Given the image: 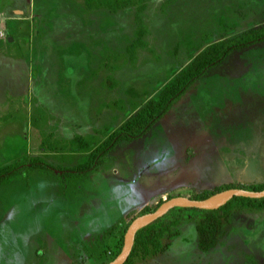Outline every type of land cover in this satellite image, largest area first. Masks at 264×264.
I'll list each match as a JSON object with an SVG mask.
<instances>
[{"label":"rangeland","instance_id":"obj_1","mask_svg":"<svg viewBox=\"0 0 264 264\" xmlns=\"http://www.w3.org/2000/svg\"><path fill=\"white\" fill-rule=\"evenodd\" d=\"M117 9L0 0V170L37 157L50 168L0 186V264H103L125 224L164 194L264 182V42L233 52L93 171L67 173L88 161L77 136L99 146L199 49L264 28V0ZM225 230L202 253L186 224L165 253L135 264H264V212L238 211Z\"/></svg>","mask_w":264,"mask_h":264},{"label":"trees","instance_id":"obj_2","mask_svg":"<svg viewBox=\"0 0 264 264\" xmlns=\"http://www.w3.org/2000/svg\"><path fill=\"white\" fill-rule=\"evenodd\" d=\"M88 11L106 9L111 13L118 12V9H125L136 2H147L148 0H83ZM264 42V28L244 31L231 39L217 40L199 49L192 56L190 63L178 71L173 81L154 99L149 100L136 114L130 117L121 127L112 132L106 141L99 146L90 149L80 137V147L88 148V161L80 164L67 173H74L77 176L88 174L97 168L106 154L113 150L122 140H135L142 137L162 117L168 113L173 104L179 100L196 82L204 78L214 67L225 62L234 51L246 49L258 43ZM48 168L39 157L18 160L15 164L6 165L0 170V186L9 182L16 172L29 168L33 172L37 169ZM44 168V169H45ZM21 169V170H20ZM50 169V168H48ZM240 188L249 191H263L264 182L251 185L229 184L216 188L212 192L202 191L192 197L195 200H205L225 190ZM173 196H169L171 199ZM233 201L235 204H232ZM165 202L161 200L158 204L146 208L139 215L134 217L123 227L118 234L116 242L107 245L103 251V264L112 262L122 251L124 237L131 222L138 216L154 212ZM238 211L251 213L264 212L263 199H249L236 197L218 210H199L190 208H174L166 216L141 229L136 236L133 251L125 264L146 263L165 253L172 242L179 237L181 229L186 224L194 225L198 235V248L202 253H209L221 245L226 234V226L231 224L233 215ZM258 264V263H256Z\"/></svg>","mask_w":264,"mask_h":264},{"label":"water","instance_id":"obj_3","mask_svg":"<svg viewBox=\"0 0 264 264\" xmlns=\"http://www.w3.org/2000/svg\"><path fill=\"white\" fill-rule=\"evenodd\" d=\"M236 197L263 199L264 190L249 191L245 189L234 188L217 193L205 200H195L191 197L182 196L172 197L171 199L166 200L154 212L138 216L131 222L124 237V245L121 253L109 264H125L133 251L137 233L141 229L166 216L172 209L190 208L213 211L225 206Z\"/></svg>","mask_w":264,"mask_h":264},{"label":"crops","instance_id":"obj_4","mask_svg":"<svg viewBox=\"0 0 264 264\" xmlns=\"http://www.w3.org/2000/svg\"><path fill=\"white\" fill-rule=\"evenodd\" d=\"M166 196H171V195H165V194H164V195H163V196H162V197L159 199V201H158V200H157L158 202H157V201H155V203H154L153 205H156V204H158V203H159L161 200H163V199H164V197H166ZM162 198H163V199H162ZM191 198H192V197H191ZM156 202H157V203H156ZM153 205H152V206H153ZM122 223H123V222H122Z\"/></svg>","mask_w":264,"mask_h":264},{"label":"flooded vegetation","instance_id":"obj_5","mask_svg":"<svg viewBox=\"0 0 264 264\" xmlns=\"http://www.w3.org/2000/svg\"><path fill=\"white\" fill-rule=\"evenodd\" d=\"M258 44H260V43H258ZM256 45H257V44H256ZM254 46H255V45H254ZM251 47H253V46H251ZM251 47H250V48H251ZM237 51H238V50H237ZM234 52H235V51H234ZM228 57H230V55H229ZM222 64H223V63H222Z\"/></svg>","mask_w":264,"mask_h":264},{"label":"built area","instance_id":"obj_6","mask_svg":"<svg viewBox=\"0 0 264 264\" xmlns=\"http://www.w3.org/2000/svg\"><path fill=\"white\" fill-rule=\"evenodd\" d=\"M166 200V198H164Z\"/></svg>","mask_w":264,"mask_h":264},{"label":"clouds","instance_id":"obj_7","mask_svg":"<svg viewBox=\"0 0 264 264\" xmlns=\"http://www.w3.org/2000/svg\"><path fill=\"white\" fill-rule=\"evenodd\" d=\"M164 201H166V200H164Z\"/></svg>","mask_w":264,"mask_h":264}]
</instances>
